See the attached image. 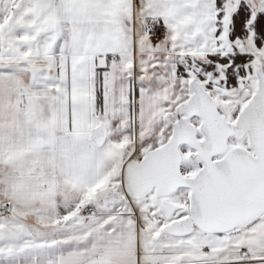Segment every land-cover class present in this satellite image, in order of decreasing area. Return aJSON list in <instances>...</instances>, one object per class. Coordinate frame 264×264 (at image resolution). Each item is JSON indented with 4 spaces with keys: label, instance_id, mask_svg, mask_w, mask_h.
Wrapping results in <instances>:
<instances>
[{
    "label": "snow or ice",
    "instance_id": "1",
    "mask_svg": "<svg viewBox=\"0 0 264 264\" xmlns=\"http://www.w3.org/2000/svg\"><path fill=\"white\" fill-rule=\"evenodd\" d=\"M0 264H264V0H0Z\"/></svg>",
    "mask_w": 264,
    "mask_h": 264
}]
</instances>
